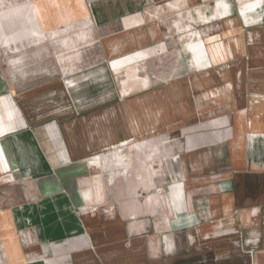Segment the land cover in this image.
<instances>
[{
    "label": "crops",
    "instance_id": "obj_1",
    "mask_svg": "<svg viewBox=\"0 0 264 264\" xmlns=\"http://www.w3.org/2000/svg\"><path fill=\"white\" fill-rule=\"evenodd\" d=\"M243 2L240 12L236 0H93L97 26L138 27L137 36L117 44L122 53L153 40L164 41L167 49L174 42L186 52L191 47L194 58L185 59L179 74H163L161 79L169 81L160 91L179 84L185 86L180 94L187 96L188 85L207 75L224 83L226 114L176 125L189 133L169 142L179 156L169 173L180 174L181 183L164 185L156 168L147 178L145 164L151 159L139 156L140 146L132 145L139 150V163L130 167L126 139L114 145L111 156L112 165L121 166L112 170L115 180H104L106 171L97 166L96 174L61 166L50 157L51 143L41 127L27 119L34 128H19L14 90L0 94V264H264V84L252 81L255 68L246 76L251 81L246 88L244 83L238 87L242 66L234 75L204 67L237 54L241 37L245 46L257 42L246 44L245 32L252 36L264 28V0ZM203 18L212 19L194 26ZM127 54L111 59L125 67L128 79H138L127 82L124 95L147 84L128 67L134 55ZM227 81L234 85L232 92ZM247 95L250 99L242 97ZM192 111L198 115L202 108ZM71 150L64 155L71 163L103 165L100 154L92 156V146L81 154ZM159 158L153 153V161ZM86 172L98 183H82ZM110 191L120 193L117 200L109 201ZM108 207L113 208L109 219L101 210Z\"/></svg>",
    "mask_w": 264,
    "mask_h": 264
},
{
    "label": "rangeland",
    "instance_id": "obj_2",
    "mask_svg": "<svg viewBox=\"0 0 264 264\" xmlns=\"http://www.w3.org/2000/svg\"><path fill=\"white\" fill-rule=\"evenodd\" d=\"M92 3L93 0H0V94L10 95L11 89L14 90L18 101L14 109L17 110L19 128L41 127L42 135L51 143L50 157L59 159L61 166L76 170L89 168L93 174L97 173V166L106 171V174L102 172L103 179L110 182L115 180L113 168L121 167L120 164L112 165L111 156L116 153L114 145L127 142L131 145L126 150L130 167L137 168L139 163V150L132 145L140 146L139 156L145 154L151 159L145 164L147 178L154 177L153 168H156L164 185L183 182L180 174L169 173L171 162L178 156L169 142L189 135L176 125L192 118L216 119L226 114L223 111L227 105L224 83L207 75L204 79L193 80L192 88L188 85L187 96L180 94L185 92V86L179 84L177 88L174 86L173 92L170 88L160 91L169 81L161 79L163 74L170 70L179 74L185 70V59L194 58L191 47L190 52H186L180 42L178 45L174 42L172 49H167L164 41L153 40L144 47L130 45L122 53L124 49L117 44L137 36L138 27L132 25L128 31L124 24L121 27L97 26ZM236 4L242 12L246 3L236 0ZM211 19L196 20L194 26ZM245 33L249 35L246 44L250 45L253 40L257 44L245 46V37H241L242 44L237 54L206 64L204 67L210 68L205 71L234 75L242 66L243 79L238 87L244 83L248 88L251 81L246 80V76L251 77L250 70L255 68L257 76L252 81L264 84V28L252 36ZM256 46L259 52H256ZM129 52L134 55L131 57L134 63L130 62L128 67L147 84L124 95L127 82L132 84L138 79L134 75L128 79L125 67L111 59ZM139 52L141 54L138 55ZM199 68L196 65L194 69ZM225 86L229 87L228 91L234 87L231 81H227ZM242 97L250 99L249 95ZM233 100L234 97L227 101ZM186 105H189V110L185 112ZM197 105L202 111L193 115L192 107ZM4 108L9 110V106ZM155 123L159 127L155 128ZM89 146H92L93 157L97 154L103 157V165L91 164L89 160L71 163L64 156L69 147L81 154ZM155 152L160 153V158L153 161ZM134 171L136 173L137 170ZM86 173H83L82 183H98L96 176ZM73 178L68 177L72 180L68 182L71 188ZM108 194L109 201L120 196L115 191ZM101 210L107 219L113 215V208Z\"/></svg>",
    "mask_w": 264,
    "mask_h": 264
}]
</instances>
